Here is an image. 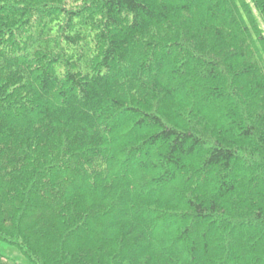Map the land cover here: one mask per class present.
I'll return each instance as SVG.
<instances>
[{
  "label": "trees",
  "instance_id": "obj_1",
  "mask_svg": "<svg viewBox=\"0 0 264 264\" xmlns=\"http://www.w3.org/2000/svg\"><path fill=\"white\" fill-rule=\"evenodd\" d=\"M0 242L264 264V0H0Z\"/></svg>",
  "mask_w": 264,
  "mask_h": 264
},
{
  "label": "rangeland",
  "instance_id": "obj_2",
  "mask_svg": "<svg viewBox=\"0 0 264 264\" xmlns=\"http://www.w3.org/2000/svg\"><path fill=\"white\" fill-rule=\"evenodd\" d=\"M0 255L15 261L18 264H29V262L22 256L18 248L3 242H0Z\"/></svg>",
  "mask_w": 264,
  "mask_h": 264
}]
</instances>
